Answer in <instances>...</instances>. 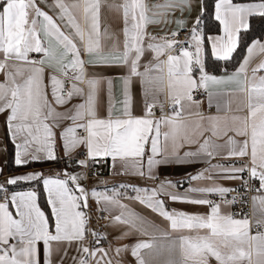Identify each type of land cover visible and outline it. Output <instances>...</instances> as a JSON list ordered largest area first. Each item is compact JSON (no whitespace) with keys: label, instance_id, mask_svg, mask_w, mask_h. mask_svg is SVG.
<instances>
[{"label":"snow or ice","instance_id":"1","mask_svg":"<svg viewBox=\"0 0 264 264\" xmlns=\"http://www.w3.org/2000/svg\"><path fill=\"white\" fill-rule=\"evenodd\" d=\"M42 2L47 4V0ZM194 6L198 11L191 26L186 28V40L176 39L179 31L171 32V38L147 33L150 24L186 25V21L169 20L168 16L176 10L182 14L191 12ZM50 10L52 14L44 11L38 0H0V57L3 58L0 71L9 66V61L18 62L11 66L14 71L5 72L6 81L0 83V113L8 112L7 126L16 149L15 164L24 166L56 160L55 129L62 121H70L61 130L60 137L69 157L78 147L85 148L87 159L77 161L80 166L87 168L89 160L95 164L110 158L114 163H121L125 174L157 180L156 169L161 165L206 163L209 167L205 171L224 173V179L239 180L245 191L259 193L252 197V208L257 228L264 229V75H257L264 70V62L248 74L254 57L264 54V0L246 3L216 0L214 12L207 14L201 0H163L157 4H150L148 0H54ZM209 20L218 22L222 34L205 33L204 25ZM117 22L123 24L119 32L113 30ZM242 44L245 55L231 74L226 66H221L225 73L222 76L210 73L207 59L232 61ZM146 51L154 54L155 63L143 65L141 72L140 61ZM33 53L41 54L42 58H32ZM89 66L128 67L120 115H113L111 79H108L107 115L99 114L101 78L89 73ZM46 68L53 69L48 73L47 84ZM25 71L26 78L18 82L16 77L23 76ZM131 77L140 78L145 96L167 88L173 109L171 115L159 120L151 118L156 106L154 100L147 105L145 118L133 116L128 92ZM230 84L239 85L238 90H210ZM198 89L206 93L209 107L215 105L217 113L232 111L231 104L238 100L235 111L246 109L247 114L204 117L199 111L202 102L193 96ZM74 97H80L81 102L71 104ZM192 115L201 121L206 119L208 126L197 122L189 131L183 118ZM162 128L168 130L162 131ZM221 138H225L224 143L218 142ZM186 144L195 148L181 155L179 149ZM225 147V158L245 159L247 163L228 167L211 164ZM241 173H247L248 179ZM82 178L85 177L65 171L56 177L31 173L7 181L10 185L21 181L40 182L48 213L42 209L37 191L9 192L0 185V264H54V256L59 257L55 264H63L73 245L81 254L79 258H71L74 264L93 261L112 264L111 259H106L108 252L104 248L90 250L84 244L90 220L86 209L90 198L97 204L103 202L128 209V205L121 203L122 195L163 217L169 222L171 232L179 234L166 248H158L154 239L137 243L132 248L137 264H152L163 251L171 253L177 247L179 260L170 258L166 264H208L210 258L217 264H264V231L258 230L252 235L247 217L236 219L222 213L221 205L211 199L174 194L168 190L176 187L170 180L160 181L156 188L129 185L135 193L131 197L116 188L109 190L112 195L95 189L89 192L79 183ZM205 178L200 172L190 179ZM250 180L258 181L259 187L251 186ZM186 191L223 198L236 189L213 182L209 186L189 187ZM164 196L173 202L206 205L210 211L207 214L169 211ZM235 202L236 197L228 201ZM114 223L128 226L123 236L133 230L149 235L148 228L152 226L131 210L121 211ZM90 234L97 244L106 238L95 231ZM146 249L150 250L152 260L142 255ZM42 251L46 257L43 262ZM115 251L119 254L122 249Z\"/></svg>","mask_w":264,"mask_h":264},{"label":"crops","instance_id":"2","mask_svg":"<svg viewBox=\"0 0 264 264\" xmlns=\"http://www.w3.org/2000/svg\"><path fill=\"white\" fill-rule=\"evenodd\" d=\"M54 2V0H47V4L42 2V0H38L39 6L46 12H49V14H52L50 10V5ZM150 4H157V3H163V0H148ZM203 3V0H201ZM234 2V1H233ZM249 2V1H248ZM235 3V2H234ZM246 3V2H244ZM198 11V7H193L192 11H185L183 14L176 10L174 13L170 14L168 16L169 20H184L187 22L186 25L178 26L176 23H168L165 25L161 24H150L147 27V33L149 36H157L159 37L162 34L171 33L173 31H180V30H186L188 26H191L193 18L196 16ZM102 16H103V10H102ZM123 24L122 22H117L113 25V30L119 32L120 29H122ZM219 34H222L220 31ZM217 35V34H212ZM122 38V37H121ZM149 42L148 37L145 38V44ZM33 53L32 55H34ZM40 58H42L41 54ZM154 54L150 51H146L143 58L140 61L141 68L140 71H144L143 65L147 64L148 62L155 63V60L153 59ZM87 59V57H84ZM2 57H0V61H2ZM261 62H264V54L257 55L254 57L252 62L249 65V75L251 74V70L255 67H257L258 64ZM14 63L9 61L8 67L4 71H0V83L6 81L5 72L8 70H13L11 66ZM88 72L95 74L96 76L101 78V85H100V93L98 96V109L99 114L101 116L107 115V109H108V95H107V89H108V79H111L112 86H113V96L111 99L112 105H113V115H120L122 112V99H123V88H124V80L129 76V69L128 67H88ZM53 71L52 68H46L45 72V83H48V73ZM231 74V72H228ZM223 74H219L217 76H222ZM27 72L25 71L23 76L16 77L18 82H22L24 78H26ZM257 75H264V70H260ZM240 80L243 81L244 77L241 76ZM239 85L237 84H230L226 86H220L219 88H211L212 91H236L238 90ZM50 91V89H49ZM128 92L130 96V111L133 116L145 118L147 114V105L152 103L154 100L156 102V106L152 109V112L154 113V116L151 117L154 120H159L162 117L171 115L173 109L172 104L168 96V90L167 88L164 89V91L156 92L154 95H144V89L140 82L139 77H131V82L128 85ZM49 99L51 97L49 96ZM227 99V97L225 98ZM81 102L80 97H74L71 104H77ZM199 105V111L203 114L204 117L208 116H216L219 115L221 117H224L225 115L227 117H231L233 115H246L247 111L245 109L244 112H238L235 111V109L238 106L239 101H233L231 104L232 111L225 112L222 110L220 113H217L215 105L212 107H209L207 95L204 92V98L201 101ZM160 105H163V108L161 109ZM70 105H65V107H69ZM62 111L63 109H58ZM157 111L155 113L154 111ZM195 110V109H194ZM7 118H8V112L0 113V185H3L5 188L9 190V192L14 191L11 190L10 184L7 183V181L12 177H19L22 175H27L31 173H43L45 177H56L57 174L67 172L71 174H75L81 177H85L84 173L82 172H70L68 169L63 168L59 169L54 166L51 167H45V168H35L31 170H25L20 172H6L5 167L8 162V144H14L11 141L10 133L7 126ZM183 122L188 125L189 131H191L192 128L195 127L197 122L203 124V126H208V121L205 119L201 121L200 117L192 115V116H185L183 118ZM71 122L70 121H62L60 123V126L55 129L56 131V142H55V155L57 156V159H60L61 161L65 162L68 159L71 158H77L80 156H85V148L83 146L78 147L75 151L72 152L71 157L66 155L65 148L63 146V143L61 141L60 133L61 130L69 126ZM221 126H223V122H221ZM167 128H162V131H167ZM231 134V133H230ZM208 133L205 132V136H207ZM196 138V137H194ZM225 138L219 139V143H224ZM15 147V146H14ZM189 148H192L194 150L195 145H184V147L180 148V154L182 155L184 151L189 150ZM16 152V149H15ZM227 156V147L219 150V155L211 160V164L213 165H222L225 167L228 166H240L243 163H247L245 159H237V158H225ZM56 159V160H57ZM47 161V160H45ZM55 161V160H53ZM14 162H15V156H14ZM91 165H96L99 168V174L97 177L86 180L85 178L80 179L79 183L81 186H83L86 190L91 192V190L95 189L97 191H107L108 195H112L113 193L109 190L116 188L121 193H126L128 197L134 196L135 193L131 190V188L127 187L129 185L132 186H139V187H147V188H156L160 181L163 180H170L173 184L176 185L175 188H169L168 190L174 194L177 195H190L195 198H207L204 197L202 194L199 193H187V189L189 187H203V186H209L213 182L218 183L224 187L227 188H235L238 186H241V181L239 180H230V179H224L223 176L224 173H217V172H207L205 171L206 168L209 167L208 164L203 162H196V163H171L168 165H161L156 169V174L158 175L159 179L157 180H149L144 177H141L139 175H133L131 173L125 174L122 170V165L119 161L113 162L110 158H104L101 162L93 164L90 160L88 161ZM203 172L204 176L206 177L203 180H191V176L197 175L198 173ZM240 175H244V173H241ZM210 177V179H209ZM34 182V181H32ZM258 182V181H257ZM18 183H27V182H18ZM120 185H124V188H120ZM34 189H25V190H17V191H30ZM165 202V207L169 210H175L177 212H185L189 214H207L210 209L206 205H192L188 203H181V202H173L171 201L167 196L163 197ZM121 203L128 205V209H121L118 205H113L109 203H103L102 205L104 208H107V213L109 215V219L107 222V227L105 232L101 235L106 238L100 239L99 244L96 243V239L90 234L91 231L97 232L98 224L95 221H92L90 223V227H88L89 234L86 235V239L84 241L85 246L89 247L90 250H95L97 247H102L108 252V257L106 259H111L112 264H137L136 258L132 255V248L139 243L140 241H150L154 239L155 244L158 248L164 246L166 248L167 244L171 240H176L178 237V233L171 232L169 228V222L164 220L163 217L159 216L157 213H154L151 211V209L145 207L144 205H141L137 201H133L130 199L125 198L123 195L120 197ZM96 201L94 199H89V205H94ZM10 210L13 211V214L15 215L14 210L10 207ZM134 211L139 216L145 218L147 221H150L152 223V226L148 228L149 235H140L136 231L130 232L127 236H123V233L128 230L127 225H120L114 223V218L121 213V211ZM221 211L225 214H233V208L228 205H221ZM235 218V217H234ZM237 219V218H236ZM257 217L253 215V222L256 224ZM89 226V224H88ZM251 227V225H250ZM251 231V229H250ZM264 231V229L262 230ZM165 232H169V236L165 237ZM252 235H255L256 233H251ZM123 237V238H121ZM42 247V246H41ZM120 248L122 251L117 254L116 249ZM150 250H142V255L145 256L146 259L152 260V257L149 256ZM81 254L77 253L75 251V245L72 247H69L68 249V255L64 258L63 264H74L72 261V257L75 256L79 258ZM175 259L179 260L180 258V251L177 247L173 252L169 253L168 251H163L161 255L157 256L154 260H152V264H166V261L168 259ZM42 262L46 257L41 255ZM54 264L55 261L59 260L58 256L53 257ZM94 264V261L92 262ZM208 264H217L216 260L214 258H210Z\"/></svg>","mask_w":264,"mask_h":264},{"label":"built area","instance_id":"3","mask_svg":"<svg viewBox=\"0 0 264 264\" xmlns=\"http://www.w3.org/2000/svg\"><path fill=\"white\" fill-rule=\"evenodd\" d=\"M179 33H180L179 36L176 37L177 40L183 41L187 39L188 32L186 30H180ZM164 36H169V38H171L170 33L162 34L159 37H164ZM32 58L40 59V55L34 54L32 55ZM193 96H194V100L202 101L204 98V91L202 89H198L193 93ZM154 112L157 113L156 110ZM85 159H87V157L80 156L77 158L68 159L66 162L69 167L75 168L76 171L84 173L86 180H91L98 176L99 168L96 165H91L89 162H88L89 166L87 168L82 167L77 163V161L85 160ZM243 177L245 179H248V174L244 173ZM249 184L256 188L259 187V182L255 180H250ZM231 189H236V191H231L225 194L223 198H221L219 195H209L207 198L213 200L216 203H219L220 205L231 206L233 208L234 217L237 219H242L244 217H247L251 221V227H250L251 233H256L258 230L262 231L263 229H258L256 224L253 222L252 197L254 195H258L259 193L254 191H245L243 185ZM233 197H236V202L228 203V201H231ZM103 208L104 207L102 203L97 204L96 202L94 205H89V208L86 209V211L90 215L88 227H90V223L92 221H95L98 224L97 232L100 235L105 232L107 227V222L109 219V215L107 211H102Z\"/></svg>","mask_w":264,"mask_h":264},{"label":"trees","instance_id":"4","mask_svg":"<svg viewBox=\"0 0 264 264\" xmlns=\"http://www.w3.org/2000/svg\"><path fill=\"white\" fill-rule=\"evenodd\" d=\"M234 2H250V0H233ZM216 0H203V3L206 5V14L214 12V4ZM259 27L258 25L256 26ZM204 31L206 34H219L220 33V26L218 22H215L214 20H209L205 22L204 25ZM206 49H208V46L206 45ZM210 50V49H208ZM245 55L244 52V44L241 45L240 48L237 49V52L233 55V60L229 62H223V61H214L212 59H207L206 63L208 64V70L211 74L219 75L223 74L224 72L221 71V66H226L228 68V72H232L234 68H236L238 61L243 58ZM14 156H15V147L10 144H8V162L5 167L6 172H20L25 170H31L35 168H45V167H51L54 166L59 169L66 168L70 172L76 173L75 168H71L68 166L67 162H63L60 159H57L55 161H43V162H32L24 166H17L14 162ZM96 164V163H95ZM11 190L17 191V190H25V189H34L39 193V202L43 210H45L46 213L49 212V208L46 204V194L43 190V185L38 182H27V183H18L17 185H10L9 187Z\"/></svg>","mask_w":264,"mask_h":264},{"label":"rangeland","instance_id":"5","mask_svg":"<svg viewBox=\"0 0 264 264\" xmlns=\"http://www.w3.org/2000/svg\"><path fill=\"white\" fill-rule=\"evenodd\" d=\"M102 235V234H101Z\"/></svg>","mask_w":264,"mask_h":264}]
</instances>
